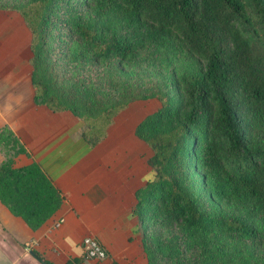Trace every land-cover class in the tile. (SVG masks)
Returning <instances> with one entry per match:
<instances>
[{
    "label": "trees",
    "instance_id": "obj_1",
    "mask_svg": "<svg viewBox=\"0 0 264 264\" xmlns=\"http://www.w3.org/2000/svg\"><path fill=\"white\" fill-rule=\"evenodd\" d=\"M1 3L31 33L35 103L72 112L91 145L129 103L159 101L135 131L153 153L133 210L148 264H264V0ZM179 46L195 62L170 73L180 102L109 93L104 77L130 74L143 50ZM0 153V203L37 231L63 198L37 164L15 166L26 150L6 126Z\"/></svg>",
    "mask_w": 264,
    "mask_h": 264
},
{
    "label": "crops",
    "instance_id": "obj_2",
    "mask_svg": "<svg viewBox=\"0 0 264 264\" xmlns=\"http://www.w3.org/2000/svg\"><path fill=\"white\" fill-rule=\"evenodd\" d=\"M30 44L21 15L0 9V129L8 127L26 150L15 166L37 164L63 203L37 231L0 203V264H41L31 250L54 264H148L133 210L153 153L135 131L160 108L159 101L129 103L91 145L72 112L35 103ZM87 237L102 245L106 258L85 257Z\"/></svg>",
    "mask_w": 264,
    "mask_h": 264
},
{
    "label": "rangeland",
    "instance_id": "obj_3",
    "mask_svg": "<svg viewBox=\"0 0 264 264\" xmlns=\"http://www.w3.org/2000/svg\"><path fill=\"white\" fill-rule=\"evenodd\" d=\"M4 1L0 0V3ZM10 1L12 0H8V2ZM193 64L195 62L190 55L180 46L174 50L172 59H167L165 54L155 51L153 48H147L140 54L138 63H136L130 74L122 75L115 72L117 76L114 73L104 78L115 82L113 85H116V89L111 84L113 89L109 93L120 96L117 102H124L129 97L134 96L146 99L157 93H163L178 103L180 102L178 93L169 82L170 73L172 69H175L178 73H187L193 67ZM55 83L57 88L64 86L63 79L60 77ZM82 107H86V104H81ZM91 109L94 110L93 106Z\"/></svg>",
    "mask_w": 264,
    "mask_h": 264
},
{
    "label": "built area",
    "instance_id": "obj_4",
    "mask_svg": "<svg viewBox=\"0 0 264 264\" xmlns=\"http://www.w3.org/2000/svg\"><path fill=\"white\" fill-rule=\"evenodd\" d=\"M82 245L84 248L85 257L87 259L102 260L107 256L105 249L94 238L91 237L85 238L82 242Z\"/></svg>",
    "mask_w": 264,
    "mask_h": 264
}]
</instances>
